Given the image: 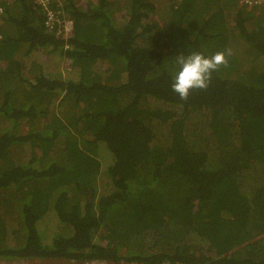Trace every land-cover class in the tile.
<instances>
[{
  "label": "trees",
  "instance_id": "trees-1",
  "mask_svg": "<svg viewBox=\"0 0 264 264\" xmlns=\"http://www.w3.org/2000/svg\"><path fill=\"white\" fill-rule=\"evenodd\" d=\"M60 2L67 41L2 2L0 264H264V6ZM224 49L180 100L177 55Z\"/></svg>",
  "mask_w": 264,
  "mask_h": 264
},
{
  "label": "clouds",
  "instance_id": "clouds-1",
  "mask_svg": "<svg viewBox=\"0 0 264 264\" xmlns=\"http://www.w3.org/2000/svg\"><path fill=\"white\" fill-rule=\"evenodd\" d=\"M67 45L69 46L68 43ZM231 55V49L217 51L208 57L198 51H193L187 55H177L178 70L173 76L172 91L178 95L180 100L186 101L189 98L190 90L207 89L212 80L213 72L219 70L221 66L226 67L228 64L227 58Z\"/></svg>",
  "mask_w": 264,
  "mask_h": 264
},
{
  "label": "built area",
  "instance_id": "built-area-1",
  "mask_svg": "<svg viewBox=\"0 0 264 264\" xmlns=\"http://www.w3.org/2000/svg\"><path fill=\"white\" fill-rule=\"evenodd\" d=\"M2 2L3 0H0V12ZM241 2L246 9L264 6V0H241ZM33 3L42 14L43 26L48 31L61 34L64 40L72 35L73 21L63 13L60 0H33ZM64 47H68L67 43L64 44Z\"/></svg>",
  "mask_w": 264,
  "mask_h": 264
},
{
  "label": "rangeland",
  "instance_id": "rangeland-1",
  "mask_svg": "<svg viewBox=\"0 0 264 264\" xmlns=\"http://www.w3.org/2000/svg\"><path fill=\"white\" fill-rule=\"evenodd\" d=\"M72 60L70 57H63L61 59L59 70L69 69L71 67ZM53 66V64L51 63ZM50 222V221H49ZM2 264H74L63 259H48V260H8L1 262ZM92 264H113L110 262H94Z\"/></svg>",
  "mask_w": 264,
  "mask_h": 264
}]
</instances>
